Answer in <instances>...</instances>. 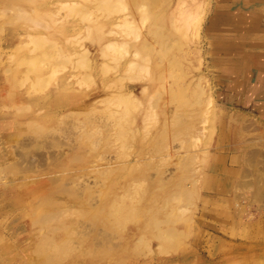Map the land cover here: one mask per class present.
<instances>
[{"label": "rangeland", "instance_id": "374dc122", "mask_svg": "<svg viewBox=\"0 0 264 264\" xmlns=\"http://www.w3.org/2000/svg\"><path fill=\"white\" fill-rule=\"evenodd\" d=\"M222 3L0 0V264H264V60L216 58Z\"/></svg>", "mask_w": 264, "mask_h": 264}, {"label": "crops", "instance_id": "0c3cea01", "mask_svg": "<svg viewBox=\"0 0 264 264\" xmlns=\"http://www.w3.org/2000/svg\"><path fill=\"white\" fill-rule=\"evenodd\" d=\"M220 10L212 14L209 29L216 32V58L219 60H248L251 57L256 60H264V0H222ZM241 5L240 10L238 6ZM232 4V5H231ZM247 49H261L258 52H247ZM238 50V52H236ZM238 54V55H236ZM242 93L248 100L262 102L264 104V78L251 75L242 81ZM262 106H255L258 112H262ZM264 112V110H263ZM253 252H257L256 249ZM253 256V254H252Z\"/></svg>", "mask_w": 264, "mask_h": 264}, {"label": "bare ground", "instance_id": "6f19581e", "mask_svg": "<svg viewBox=\"0 0 264 264\" xmlns=\"http://www.w3.org/2000/svg\"><path fill=\"white\" fill-rule=\"evenodd\" d=\"M33 8H34V7H33ZM237 8H239V7H237ZM22 9H23V12H24V9H25V8H22ZM108 9L111 10V8H108ZM107 11H108V10H107ZM25 12H26V11H25ZM178 124H179V123H178ZM180 124H181V123H180ZM245 125H246V124H245ZM248 125H251V124H248ZM252 125H253V124H252ZM245 127H246V126H245ZM252 151H253V153H252V155H253L254 152L257 151V150H252ZM248 152H249V151H248ZM248 152H247V153H248ZM258 152H259V151H258ZM258 152H257V153H258ZM249 155H251V154L249 153ZM249 155H248V157L250 158L251 156H249ZM255 155H256V153H255ZM258 155H259V154H258ZM261 155H262V153H261ZM254 157H255V156H254ZM257 157H258V156H257ZM257 157H256V158H257ZM262 157H263V156H262ZM78 158H79V157H78ZM259 158H260V157H259ZM249 160H252V158L249 159ZM257 161H258V160H257ZM250 162H251V161H250ZM252 162H253V161H252ZM261 162H262V161H261ZM263 163H264V162H263ZM255 165H256V164H255ZM129 169H130V168H129ZM134 170H135V169H134ZM245 171L247 172V170H245ZM255 171H256V170H255ZM259 171H260V169H259ZM262 171H263V170H262ZM130 173H131V172H130ZM253 173L260 174L259 172H253ZM261 173H263V172H261ZM263 174H264V173H263ZM110 176H111V175H110ZM112 176H113V175H112ZM245 176H246V175H245ZM252 176H253V175H252ZM253 177H254V176H253ZM257 177L260 178L258 175H257ZM112 178H113V177H112ZM254 178H255V177H254ZM258 178H257V179H258ZM262 179H264V178L262 177ZM254 180H255V179H254ZM254 180H253V181H254ZM258 180L260 181L261 179H258ZM258 180H256V182H257ZM107 181H108V180H107ZM113 181H114V179H113ZM253 181H251V182H252L251 184H253ZM108 182H109V181H108ZM244 182H245V181H244ZM246 183H247V182H246ZM258 184H259V182H258ZM258 184L256 183V186L252 185V187L254 186L255 188L253 189L254 192H252V196H251V197H252V199H253V195H254V193H255V197H258V199L261 200V198H264V188H263V186L261 187V184H260L259 187H257ZM263 184H264V182H263ZM247 185H249V184H247ZM247 185H246L245 183H243V186L246 187ZM36 186H37V185H36ZM54 190H55V189H54ZM253 190H252V191H253ZM48 191H49V190H48ZM48 193H49V192H48ZM56 194H57V193H56ZM105 195H106V194H105ZM115 197H117V199H118V196H117V195H116ZM119 197H121V195H120ZM255 197H254V198H255ZM50 199H51V197H50ZM258 199L255 198L254 200H258ZM104 200H105V199H104ZM116 201L118 202V200H114V203H115ZM262 201H263V199H262ZM52 202H53V201H51V203H52ZM121 202H122V201H121ZM253 202H254V201H253ZM114 203H112V201H111V205H113V206H111V207L109 206V208H113V210H112V211H113V214H114V212H115V214H118V215H119V213L121 212V209L119 208V206L117 207V205H121L122 203H120V204L117 203V205L114 204ZM260 203H261V202H260ZM106 205H107V204H106ZM263 205H264V203H263ZM121 207H122V206H121ZM109 210H110V209H109ZM109 210H108V211H109ZM56 212H57V211H56ZM49 213H50V212H49ZM51 213H52V212H51ZM47 214H48V213H47ZM55 215H57V214H55ZM55 215H54V214H53V216H52V215H49L50 217H49L48 215H47V216H48V218L52 219L53 217L55 218ZM48 218H46V219L48 220ZM263 220H264V219H263ZM64 228H65V227H64ZM64 228H63V229H64ZM51 229H52V231L57 230L56 228H55V230H53L54 227H52ZM58 230H59V229H58ZM65 230H66V229H65ZM33 238H34V237H33ZM47 238H48V237H47ZM47 238H46V239H47ZM49 239H52V240H53L52 237L49 238ZM61 241H62V240H61ZM53 242H54V241H53ZM47 243H48V241H47ZM61 243H64V242H61ZM61 243H60V245H58V246H61V245H64V244H65V243H64V244H61ZM44 244H45V243H44ZM50 244H51V241H50ZM52 244H53V243H52ZM52 244H51V245H52ZM55 244H56V243H55ZM45 245H46V244H45ZM51 245H50V247H49L50 249H51ZM36 246H37V245H36ZM40 246H41V245H40ZM58 246L55 245V247H57V248H59V249L61 248V250H62L63 252H64V251L67 252V249H68V248H65V245H64V246H61V247H58ZM66 246H67V245H66ZM52 247H54V246H52ZM40 248H41V247H40ZM70 248H71V247H70ZM33 249H34V248H33ZM35 249H36V248H35ZM37 249H38V248H37ZM59 249H58V250H59ZM38 250H39V249H38ZM58 250H57V251H58ZM32 251H33V250H32ZM39 251H40V250H39ZM42 251L47 252V251H46V248H45L44 250H42ZM42 251H41V252H42ZM69 251H71V250H69ZM45 252H44V253H45ZM58 252H59V251H58ZM63 252H61V254H62ZM7 253H8V252H7ZM33 253H35V250H34ZM37 253H38V252H37ZM37 253H36V255H37ZM48 253H49V252H48ZM59 253H60V252H59ZM40 255H42L41 257H43V255H45V254H40ZM47 255H48V259L46 258V260H48V262H49V254H47ZM53 255H55V254H53ZM53 255H52V256H53ZM45 256H46V255H45ZM57 256H58V255H57ZM7 257H8V256H7ZM50 258H51V255H50ZM51 259H52V258H51ZM59 259H62V258H59ZM66 259H67V258H66ZM52 260H53V259H52ZM52 260H51V262H52ZM42 261H44V259H43ZM30 262H32V261H30ZM37 262H38V261H37ZM37 262H36V264H37ZM46 262H47V261H46ZM48 262H47V263H48ZM51 262H49L48 264H51ZM32 263H33V262H32ZM32 263H31V264H32ZM44 263H45V262H44ZM28 264H30V263H28ZM56 264H57V263H56Z\"/></svg>", "mask_w": 264, "mask_h": 264}]
</instances>
